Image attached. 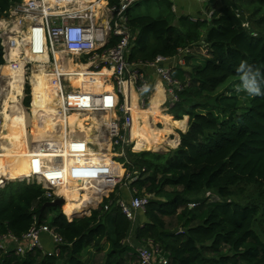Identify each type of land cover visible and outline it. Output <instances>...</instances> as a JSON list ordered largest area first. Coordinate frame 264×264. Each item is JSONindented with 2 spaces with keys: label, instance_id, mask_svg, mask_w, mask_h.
Wrapping results in <instances>:
<instances>
[{
  "label": "trees",
  "instance_id": "trees-1",
  "mask_svg": "<svg viewBox=\"0 0 264 264\" xmlns=\"http://www.w3.org/2000/svg\"><path fill=\"white\" fill-rule=\"evenodd\" d=\"M20 1L0 0V17ZM218 1L211 17L177 15L171 4L169 17L128 13L137 32L132 61L188 50L185 64L171 70L181 89L167 111L178 124L186 125L188 116L180 144L167 152L127 148L117 160L133 173L135 195L153 196L138 212L144 219L135 238L140 245L152 241L165 264H264V96L217 92L240 78L242 60L264 74V0ZM195 46L206 54L191 51ZM195 57L201 62L193 63ZM114 198H104L89 216H68L59 206L41 212L50 201L41 185L7 182L0 187V237L21 239L37 222L54 228L63 242L52 255L0 247V264H140L130 243L133 220Z\"/></svg>",
  "mask_w": 264,
  "mask_h": 264
},
{
  "label": "built area",
  "instance_id": "built-area-1",
  "mask_svg": "<svg viewBox=\"0 0 264 264\" xmlns=\"http://www.w3.org/2000/svg\"><path fill=\"white\" fill-rule=\"evenodd\" d=\"M138 1L140 0H119L118 3L111 4L110 0H21L12 4L0 17V39L5 63H10L15 69L17 61L21 60L25 73L27 69L30 70V77H27L30 85L33 72L37 71L39 65H43L49 74L56 77L61 86L63 109L60 111L88 112L93 115L102 113V117L97 118L99 123L95 125L94 140L74 136L64 148L57 147L60 141H57V144L44 141V145L47 146L45 155L35 152L29 175L16 179L27 185H41L45 189V196L50 200L64 197L59 193L58 186L67 176L66 153L71 157L76 155L82 157L87 149H95L96 146L97 149L105 152L109 150L116 159L117 149L120 147L122 149L125 145L124 151H126L130 148L128 145H134L131 137L133 122L131 91H135L137 102L144 107L151 97V86L147 75L149 69H153L170 84L168 93L176 94L181 89L179 82L171 77V70L178 64H185L182 54L188 52L187 49L176 56L158 55L152 61L130 59L137 32H134L128 24V10ZM50 2L54 5L51 6ZM64 2L66 5H61ZM212 14L213 11L207 12L208 17ZM113 37L118 38L114 43ZM70 57L76 62L88 65L89 72L92 73L99 74L104 69H108L111 73L101 76H104L105 81L110 82L111 89L96 94L70 88L67 75L60 71V67H63ZM7 78L9 79V76L5 73L0 75V79H5L7 83V86L0 84L2 102L10 89ZM25 83L26 76L22 94L18 96L19 100L24 96ZM20 105L26 110L21 100ZM28 109L31 111V108ZM2 113L3 110H0V124L3 120ZM107 114L109 116L106 119ZM27 129L30 131L31 126ZM31 145H34L32 141ZM31 149L34 150V146H31ZM55 151L57 155L52 159H45ZM122 156L124 154L119 157ZM1 179L0 187L7 183L5 179L8 177L2 176ZM108 192L105 194L107 198H109ZM209 194L210 192L207 193ZM150 199V194L135 195L134 193L129 203L124 200L118 201L125 215L134 220L136 212L144 211ZM104 208L108 209L109 205H105ZM42 234L49 235L54 245L53 249L45 250L41 243ZM62 242L63 237L54 228L37 222L21 239L13 235L0 237L2 249L7 251L13 244L12 249L21 255L36 249H42L48 255H52L58 252V246ZM137 252L140 264H165V258H156L158 248L150 240L139 246Z\"/></svg>",
  "mask_w": 264,
  "mask_h": 264
},
{
  "label": "bare ground",
  "instance_id": "bare-ground-1",
  "mask_svg": "<svg viewBox=\"0 0 264 264\" xmlns=\"http://www.w3.org/2000/svg\"><path fill=\"white\" fill-rule=\"evenodd\" d=\"M50 3L51 6L54 5L53 2ZM61 5H66V3H61ZM68 60H71L73 62V69L72 64L70 63V61H68L66 62V64H64L63 67H60V71L64 72L67 77L69 76L67 78L68 81H78V84L82 83L88 85V88H90V90L75 87L76 83H71L73 85L68 83V86L70 88L90 91L96 94L111 89L110 82H105V80L103 79L104 76H101L111 73L108 69H104L99 74L92 73L89 72L88 65H86L85 63L76 62L72 57H70ZM37 71L38 72L35 76L37 85L32 84L31 81V85L33 86L32 96L34 100L31 108V116L28 117V120L33 125L32 134L27 129L28 125H26V127L24 126L23 119L17 123L16 127H14L13 122L9 118L8 108L10 106V103L17 101V98H19L18 96L22 94V87H16L14 82L12 81V78L9 80L10 89L7 96L5 97L4 104L2 103L4 105V108L2 113L3 120L1 122L0 129L3 133L9 136V132L12 131V126L17 132L20 131L21 133V131H23V133L19 134L20 140L16 138H7L8 140H14V143H19V151L17 150L12 153L7 150L0 151V184H2V176L16 179L17 177H24L29 175V169L32 165V158L34 157V153L38 152L41 155H45L46 153L47 146L44 145V141H50L57 144V141H60V139H62V141L57 144V147L64 148L65 145L70 142V138L74 136H81L85 140H94L96 138V135L93 134L94 132L92 126H89V124L87 123H90L91 118L89 115H91V113H67L65 111H61L62 114L58 113L56 111L58 102L59 109H63V96L60 90L61 86L59 84V81L52 74L47 75L48 70L45 69L43 65H39ZM33 76L34 75H32L31 77L32 80ZM48 95H50L51 97L50 101L47 100ZM150 100L151 105L147 108H142L138 105L137 94L135 93V91H131V106L133 114L131 137L132 143H134L135 151H140L145 148L151 150L157 149L161 142L168 141V137L166 136H168L169 133H172L171 127H153L150 123V116L152 115L160 116V119L164 121L167 126H178L182 127L183 129L186 127L185 123H173L170 115L159 114L160 98L158 94L152 95ZM47 106L52 107V109L54 110V114H50L47 111ZM14 107L18 112L22 111L23 107L20 105V100L16 102ZM108 116V114L105 115V118L107 119ZM98 123L99 122L96 119H93L94 125H97ZM31 141L34 143V145H31ZM178 142L179 141L177 138L176 140L169 139L167 143L177 145ZM31 146H34V150L31 149ZM87 152L91 154V158L83 159L82 157L76 155L73 156L71 161L65 159L67 176L65 181L59 184L58 191L65 198V202L63 203V210L70 216L87 213L88 205H96L100 201L102 195L109 191L113 183L122 176L124 171L122 165L119 162L115 160L111 162L106 160L105 157L113 158L114 156L109 150L105 152L101 149H87ZM56 153L57 151L49 154V156L45 159H52L54 155H57ZM94 154L95 156H93ZM78 190L83 191V193L81 194L79 191L78 195V193H76V191ZM65 191H69V193L64 195Z\"/></svg>",
  "mask_w": 264,
  "mask_h": 264
},
{
  "label": "rangeland",
  "instance_id": "rangeland-1",
  "mask_svg": "<svg viewBox=\"0 0 264 264\" xmlns=\"http://www.w3.org/2000/svg\"><path fill=\"white\" fill-rule=\"evenodd\" d=\"M215 2V0H213V3ZM170 4L172 5V3L170 2V0H140V1H138L137 3H135V4H133L130 8H129V10H128V13H130L131 15H138V14H146V15H151V16H153L154 18H157V19H159V18H164V17H169L170 15H171V9H172V6H171V9L169 8V6H170ZM205 13H206V11H205ZM204 13V14H205ZM176 14V13H175ZM191 49V48H190ZM191 51H199L201 54H206V50L204 49V48H202V47H197V46H195V47H193L192 49H191ZM20 62V63H19ZM199 62H201V59H200V57H195V60H193V63H199ZM24 64H23V62L20 60V61H18L17 62V65H16V68L14 69V68H12V66L10 65V63H8V62H6L4 65H2V67H0V75H2L3 73H5L6 75H8L9 76V79L8 80H10L11 78H12V81L14 82V84H15V86L16 87H22V89H23V83H24V77L26 76V83H25V85H24V91H23V95L24 96H21L20 98V100H21V102H22V104H23V106L26 108V110L25 109H23L22 108V111L21 112H18L17 110H16V108L14 107L15 106V104H16V102H18L19 101V98H17V101H15V102H12V103H10V106H9V108H8V113H9V118L10 119H12L13 121H16V120H22V119H24L25 118V116L26 115H28V114H31V111L28 109V108H32V105H33V100H34V98H33V96H32V89H33V86L31 87V85L29 84V80L27 79V77H30V70L29 69H27L26 70V73H25V70H24ZM37 72L38 71H34L33 72V80H32V84H36L37 85V81L35 80V76H36V74H37ZM47 75H49V71H48V74ZM32 77V76H31ZM105 82H108V81H105ZM165 83H166V92H167V89H168V87L170 86V84L168 83V82H166V81H164ZM240 78H231V79H229L224 85H222L218 90H217V92H221V91H224V92H226V93H228V94H233V93H235V94H237L238 96H242V95H245L246 93H244V92H238L237 91V88L239 87V85H240ZM0 84H2V85H6L7 86V83H6V81H5V79H3V80H1L0 79ZM152 88H151V93H150V96H151V94H152ZM9 92V91H8ZM8 94V93H7ZM7 96V95H6ZM176 97H177V94H175V92H174V94H170V93H168L167 92V99H166V102L164 103V105L163 106H161V107H164L165 105H166V107H167V111H168V109L170 108V106L173 104V102L175 101V100H177L176 99ZM24 98V99H23ZM151 98V97H150ZM150 98L146 101V105L144 106V107H142L140 104H139V102H138V105L140 106V107H142V108H147V107H149L150 106ZM50 99H51V97H50V95H48V97H47V100L48 101H50ZM57 100V99H56ZM5 101V100H4ZM138 101V100H137ZM2 101H0V103H1ZM58 102V101H57ZM3 104H4V102H2ZM1 105L0 106V110H1V108H2V110H3V108H4V105ZM28 111H30V113H28ZM47 111L50 113V114H54V110L52 109V107L51 106H47ZM56 111L58 112V113H60V114H62L61 113V111H60V109H59V102H58V105H57V107H56ZM163 112V111H162ZM13 115H20V116H13ZM102 117V113L101 114H98V115H96V117L94 118V119H96L97 121H98V119L97 118H101ZM26 119V118H25ZM184 119V118H183ZM91 120H93V119H90V121ZM154 120V121H153ZM182 120V119H181ZM90 126H92V124L91 123H89V122H87ZM150 123H151V125L153 126V127H155V126H157L158 125V120L156 119V118H154V115H152V116H150ZM160 123V122H159ZM160 124H162V123H160ZM26 125H28V124H26ZM26 125H24L25 127H26ZM31 126V125H30ZM0 128H1V124H0ZM13 128V129H12ZM12 128H11V132H9V134H10V136L9 135H7V134H5V133H3L2 132V130L0 129V151L1 150H7V151H9V152H15V151H19L20 150V145H19V143H14V140H8V139H13V138H16V139H18V140H20V138H19V134H21V133H23V131H21V133H20V131L19 132H17L15 129H14V127L12 126ZM157 128V127H156ZM186 128V127H185ZM184 128V129H185ZM187 128H188V126H187ZM92 129H93V134L94 135H96V133H95V126L94 127H92ZM182 129V128H181ZM184 129H182L181 130V132H185L184 131ZM25 133H26V131H25ZM30 133L32 134L33 133V126H31V130H30ZM179 134H180V132H179ZM166 137H169V136H166ZM8 138V139H7ZM169 139L170 140H172L173 139V137L171 136V137H169ZM169 139H168V141H169ZM167 141V142H168ZM178 141H179V139H178ZM165 142V141H164ZM161 142V146L159 145V147H157V149H152L153 151H161V152H167L168 150H170V149H175L179 144H180V142H181V139H180V141L178 142V144L177 145H173V144H169V143H167V142ZM174 142V141H173ZM27 146V145H26ZM130 148V150L131 151H133V152H135V150H134V145L133 144H130V145H128ZM3 147V148H2ZM165 147V148H164ZM24 148V147H23ZM26 148V147H25ZM94 148L97 150V148L98 147H96V146H94ZM124 149H125V145H124V147L121 149V147L119 148V149H117V156H116V159H115V157H113V158H110V157H105L106 158V160H108V161H117L118 160V158H120L119 156H121V155H123L124 154V156L123 157H126V155H127V153H126V151H124ZM143 150H151V149H147V148H145V149H143ZM138 151V150H137ZM141 151V150H140ZM21 152H23V151H21ZM95 153V152H94ZM93 156H95V154L93 155ZM92 156H91V154L89 153V152H87V154L86 155H84V156H82V158L84 159V158H91ZM73 158V156L71 157V156H69L68 155V153H66L65 154V159H67V160H70L71 161V159ZM122 165H123V168H124V173H123V175L121 176V178H119L117 181H115L114 183H113V185H112V187L109 189V192H108V195H109V198H110V196H111V194L113 193L114 194V196H115V198L114 199H117V200H119L118 199V197L119 196H121L120 195V191H121V189L123 188L126 192H127V195H128V198H132V196L134 195V193H136L137 191H135L134 190V187L129 183V181H130V177L131 176H133V173H128L127 172V170L125 169V166H124V164L123 163H121ZM5 177V176H4ZM19 178H22V177H17L16 179H19ZM16 179H13V178H10V177H8V179H5V181L6 182H8V181H12V180H16ZM131 180H133V179H131ZM18 181V180H17ZM1 183H2V179H1ZM127 188V189H126ZM72 191H74V190H72ZM79 191L80 190H78V191H76V193H78V195H79ZM69 193V191H65L64 192V195H66V194H68ZM80 193L82 194L83 193V191H80ZM106 194V193H105ZM102 195V197L100 198V201H99V203H97V205H94V204H91L90 206L91 207H87L88 208V211H87V213H83V214H81V215H78V216H76V217H83V216H89L90 214H91V212H92V210H94V209H96L102 202H103V200H104V198H107L106 197V195ZM151 196V198H153V196L152 195H150ZM121 200V199H120ZM119 200V201H120ZM124 201L125 202H127L128 203V200H126V198H124ZM86 209V208H85ZM62 210H63V207H62ZM138 223V222H137ZM133 224H134V222H133ZM138 227V224H135V226L133 225V227H132V231H134V234H135V230H136V228ZM42 237V236H41ZM135 237V235L133 236V238ZM42 243V242H41ZM42 245H43V243H42ZM135 245L136 246H138V243H136L135 242ZM43 247L45 248V246L43 245ZM9 249H12V248H9ZM95 251V252H94ZM96 254V250H93V251H91V254L90 255H88L87 256V258L89 259V263L90 262H92V259H93V255L94 254ZM99 255L100 254H103V251L102 252H100V253H98ZM165 258L164 256H162L161 254H160V251L158 250V253L156 254V258L157 259H159V258ZM95 259H97L96 257H95Z\"/></svg>",
  "mask_w": 264,
  "mask_h": 264
},
{
  "label": "crops",
  "instance_id": "crops-1",
  "mask_svg": "<svg viewBox=\"0 0 264 264\" xmlns=\"http://www.w3.org/2000/svg\"><path fill=\"white\" fill-rule=\"evenodd\" d=\"M170 2L172 3V9H173V11L175 12V13H177V15H189V16H191L192 18H194V17H197L198 15H201V16H204L205 14L207 15V12H210V11H214V8H215V6H217V4L219 3V1L218 0H215V2L213 3V0H170ZM215 4V5H214ZM100 5V4H99ZM205 11H206V13H205ZM205 13V14H204ZM128 17H129V14H128ZM68 61H70V63L72 64L73 62L71 61V60H68ZM67 61V62H68ZM73 67H74V65L72 64V69H73ZM110 74V73H109ZM147 75H148V79H149V82H150V86H151V88H152V94H151V97H152V95H156V94H158L159 95V98H160V101H159V106H160V112H159V114H161V115H170V117H171V119H172V122L173 123H176L174 120V118H173V116L171 115V114H169L168 112H167V107H166V105L164 106V107H161V106H163L164 105V103L166 102V99H167V92H166V83L164 82V80L158 75V74H156L155 73V71L153 70V69H149L148 70V72H147ZM69 77V76H68ZM67 77V78H68ZM110 79V78H109ZM58 82V81H57ZM67 82L68 83H76V85H75V87H79V88H85V89H88V90H90V88H88V85H85V84H82V83H80V84H78L79 82L78 81H71V80H69L68 81V79H67ZM103 84V83H102ZM105 84V83H104ZM71 85H73V84H71ZM150 105H151V100H150ZM163 111V112H162ZM28 113H30V111H28ZM29 116H31V114H28V115H26L25 116V118L23 119V121H24V125H26V124H28V126H33L32 125V123H30V121L28 120V117ZM90 116V118L91 119H94L95 117H96V115H93V114H91V115H89ZM186 117V128L184 129V131H186L187 130V126H188V116H185ZM154 118H156V119H158L159 121H158V125H157V128H170L171 127V129H172V133H169L168 134V136L169 137H173V139L172 140H176L177 138L179 139V141H180V134H179V132L183 129L182 127H176V126H167L165 123H164V121H162L161 119H160V116H158V115H154ZM161 120V121H160ZM11 121L13 122V126L14 127H16L17 126V123L20 121V120H16V121H13L12 119H11ZM162 123V124H160V123ZM90 123L92 124V127H94L95 125L93 124V120H91L90 121ZM27 126V127H28ZM90 126V125H89ZM69 127H70V125H69ZM182 128V129H181ZM75 129V128H74ZM70 130V129H69ZM95 131H96V128H95ZM78 135H80V134H78ZM171 135V136H170ZM31 136V135H30ZM79 137H81V136H79ZM169 137H168V139H169ZM62 141V139H60V142ZM62 144V143H61ZM58 148H62V147H58ZM117 162H119V161H117ZM122 167H123V165H122ZM126 169V168H125ZM123 170H124V168H123ZM123 173H124V171H123ZM123 175V174H122ZM121 178V177H120ZM120 180V179H119ZM124 188V187H123ZM121 189V191L119 192L120 193V197H118L119 198V200L121 199V200H124V198H126V200H128V203L131 201V197L130 198H128V195H127V192L124 190V189ZM127 189V188H126ZM135 190V189H134ZM138 212L139 211H137L136 212V218L133 220V222H134V226H135V224H139V222H140V219H144V217H143V214L139 217V219H138ZM142 213H144V211H141ZM68 216H70V215H68ZM76 216H78V215H76ZM75 216V217H76ZM138 222V223H137ZM141 222H143V221H141ZM135 234H134V231H132L131 230V233H130V243L137 249L138 247H139V245H140V243L136 240V238L134 237L133 238V236H134ZM41 242L43 243V245L45 246V250H51V249H49V248H51V240H50V237H49V235L48 234H42V237H41ZM11 242V241H10ZM135 242L136 243H138V246H136L135 245ZM13 244H11V246L10 247H12L13 248V246H12ZM141 246V245H140ZM95 252V251H94Z\"/></svg>",
  "mask_w": 264,
  "mask_h": 264
},
{
  "label": "clouds",
  "instance_id": "clouds-1",
  "mask_svg": "<svg viewBox=\"0 0 264 264\" xmlns=\"http://www.w3.org/2000/svg\"><path fill=\"white\" fill-rule=\"evenodd\" d=\"M237 72L240 74L241 82L237 88L238 92L242 91L253 98L264 96V74L259 69H254L247 61L242 60L237 66Z\"/></svg>",
  "mask_w": 264,
  "mask_h": 264
},
{
  "label": "water",
  "instance_id": "water-1",
  "mask_svg": "<svg viewBox=\"0 0 264 264\" xmlns=\"http://www.w3.org/2000/svg\"><path fill=\"white\" fill-rule=\"evenodd\" d=\"M64 202H65V198H64V197H58V198H55L54 200L47 201V202L41 207V212H43V210H44L46 207H49V206H59V207L62 208Z\"/></svg>",
  "mask_w": 264,
  "mask_h": 264
},
{
  "label": "snow or ice",
  "instance_id": "snow-or-ice-1",
  "mask_svg": "<svg viewBox=\"0 0 264 264\" xmlns=\"http://www.w3.org/2000/svg\"><path fill=\"white\" fill-rule=\"evenodd\" d=\"M37 171H39V169L37 168ZM57 175H59L58 173H57Z\"/></svg>",
  "mask_w": 264,
  "mask_h": 264
}]
</instances>
